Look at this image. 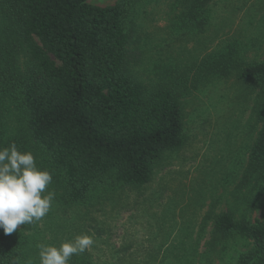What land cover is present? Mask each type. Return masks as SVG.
<instances>
[{
  "label": "rangeland",
  "instance_id": "obj_1",
  "mask_svg": "<svg viewBox=\"0 0 264 264\" xmlns=\"http://www.w3.org/2000/svg\"><path fill=\"white\" fill-rule=\"evenodd\" d=\"M128 20L134 78L181 92L183 145L160 157L146 184L67 203L22 111L2 98L0 129L14 158L0 188V234L19 239L26 264H237L252 241L221 237L214 221L224 212L264 217V183L248 170L261 90L239 79L264 62V0H138Z\"/></svg>",
  "mask_w": 264,
  "mask_h": 264
},
{
  "label": "trees",
  "instance_id": "obj_2",
  "mask_svg": "<svg viewBox=\"0 0 264 264\" xmlns=\"http://www.w3.org/2000/svg\"><path fill=\"white\" fill-rule=\"evenodd\" d=\"M89 1L0 0V107L2 98L19 107L62 198L80 205L100 187L146 184L160 157L184 143L181 92L148 89L128 67L127 22L138 0ZM239 79L261 90L248 170L264 183V62L242 68ZM13 158L0 129V188ZM214 231L252 241L237 264H264V217L235 220L224 212ZM0 264H26L11 233L0 234Z\"/></svg>",
  "mask_w": 264,
  "mask_h": 264
}]
</instances>
